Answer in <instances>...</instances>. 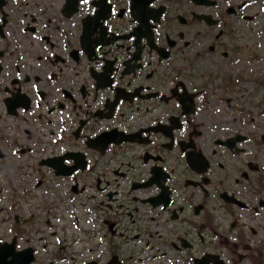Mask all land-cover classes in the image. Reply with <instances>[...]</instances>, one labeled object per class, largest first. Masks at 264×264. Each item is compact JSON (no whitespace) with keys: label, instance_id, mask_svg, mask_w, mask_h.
Returning a JSON list of instances; mask_svg holds the SVG:
<instances>
[{"label":"flooded vegetation","instance_id":"1","mask_svg":"<svg viewBox=\"0 0 264 264\" xmlns=\"http://www.w3.org/2000/svg\"><path fill=\"white\" fill-rule=\"evenodd\" d=\"M261 116L264 0H0V264H264Z\"/></svg>","mask_w":264,"mask_h":264},{"label":"rangeland","instance_id":"2","mask_svg":"<svg viewBox=\"0 0 264 264\" xmlns=\"http://www.w3.org/2000/svg\"><path fill=\"white\" fill-rule=\"evenodd\" d=\"M235 85L236 84H233L231 89H229L228 96L231 97L229 102L228 103L224 102L222 104L224 111H227V113L230 112L231 107H235V106L250 107L251 105H254L253 104L254 100L248 97V91H249L248 87H250V84H247L246 87H244L243 84L236 85V86ZM255 122L260 124V127L262 129L260 130V132L263 133L264 132V118L261 116L260 118H257Z\"/></svg>","mask_w":264,"mask_h":264},{"label":"water","instance_id":"3","mask_svg":"<svg viewBox=\"0 0 264 264\" xmlns=\"http://www.w3.org/2000/svg\"><path fill=\"white\" fill-rule=\"evenodd\" d=\"M14 259H16V258L14 257ZM28 261H31V257L28 258Z\"/></svg>","mask_w":264,"mask_h":264}]
</instances>
